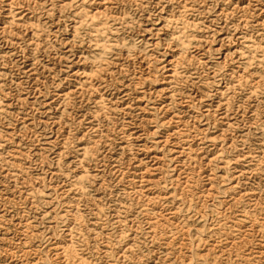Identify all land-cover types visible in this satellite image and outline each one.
Masks as SVG:
<instances>
[{
	"label": "rangeland",
	"instance_id": "374dc122",
	"mask_svg": "<svg viewBox=\"0 0 264 264\" xmlns=\"http://www.w3.org/2000/svg\"><path fill=\"white\" fill-rule=\"evenodd\" d=\"M0 264H264V0H0Z\"/></svg>",
	"mask_w": 264,
	"mask_h": 264
},
{
	"label": "bare ground",
	"instance_id": "6f19581e",
	"mask_svg": "<svg viewBox=\"0 0 264 264\" xmlns=\"http://www.w3.org/2000/svg\"><path fill=\"white\" fill-rule=\"evenodd\" d=\"M172 63H173V62H172L171 60L166 61V67H167V66H172ZM168 70H170V71H169V73L166 75V79H167V80L173 78V74H174V69H171V68L169 67ZM165 82H166V84L169 83L168 81H165ZM167 97H168V96H167ZM169 98H171V95H169ZM125 105H126V104H125ZM175 146H176V145H175ZM177 155H178V154H177ZM222 163H223V165H225V166L228 165L227 161H223ZM145 175H146V174H141V177L144 178ZM167 216H168V215H167ZM163 219H164V220H163ZM163 219L156 220L155 222L151 223V227H152V228H156L157 226L162 225V224H163L162 222H166V221H167V218H163ZM161 221H162V222H161ZM57 250H58V249H57ZM59 250H60V251H59V254L63 252V254H65V256H66V254L69 252V247H68V246H64V247L59 248ZM66 258H67V257H66ZM80 262H81V261H80Z\"/></svg>",
	"mask_w": 264,
	"mask_h": 264
}]
</instances>
